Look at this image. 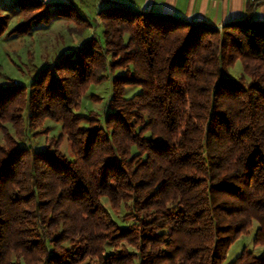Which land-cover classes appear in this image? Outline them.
Segmentation results:
<instances>
[{
	"label": "trees",
	"instance_id": "trees-1",
	"mask_svg": "<svg viewBox=\"0 0 264 264\" xmlns=\"http://www.w3.org/2000/svg\"><path fill=\"white\" fill-rule=\"evenodd\" d=\"M101 1L96 19L40 1L9 31L0 16V37L60 18L101 27L28 86L0 87V264H264L245 248L228 259L253 222L264 246V22L250 8L216 28ZM105 82L103 113L77 114ZM46 119L57 138L24 144Z\"/></svg>",
	"mask_w": 264,
	"mask_h": 264
},
{
	"label": "rangeland",
	"instance_id": "rangeland-1",
	"mask_svg": "<svg viewBox=\"0 0 264 264\" xmlns=\"http://www.w3.org/2000/svg\"><path fill=\"white\" fill-rule=\"evenodd\" d=\"M95 2L96 0H82L79 11L84 17H96L97 12L100 10V6L99 4L96 5L97 3ZM96 6H98L97 9ZM0 16H5V14L0 12ZM26 16V13H23L21 17L17 18H11V16H8L7 31L13 29ZM97 23H99V20H97ZM94 28L95 26L92 25L90 29L81 34L82 26L72 18L70 20H54V22L48 25V27H37L36 29H33L30 34L25 36L9 37L4 34L0 37V87L15 85L28 86L32 77L41 67L47 62L54 60L61 53L69 51L71 48L80 44L86 37L94 33ZM96 30L101 31V27L99 26ZM228 71L230 77L238 78L242 73L240 63L236 62V64ZM110 90L109 82L99 85H90L85 94L82 95L79 107L75 112L77 114L86 115L90 111H94L101 115L104 110V104L110 95ZM138 92L139 88H128L126 97H130ZM92 94L96 97L90 96ZM6 125L10 128L9 124ZM46 129L48 131L46 135L41 134L32 140L26 139L24 144L30 141L35 150L39 151L44 149L49 139H56L60 134L61 124L46 119L38 130L43 131ZM9 130L12 132V129ZM0 140H2L1 134ZM61 149L66 153L68 152V145L65 140L62 142ZM102 203L117 224L120 226H126L130 223V221L124 217V210H121L120 212H112L105 199H102ZM257 227V223L253 222L249 234L240 236L230 247L229 260L238 256L242 248L247 249L257 256L264 254V246L253 244V237ZM111 251V247L107 246L106 252L109 253ZM85 264H89V262L87 261Z\"/></svg>",
	"mask_w": 264,
	"mask_h": 264
},
{
	"label": "crops",
	"instance_id": "crops-1",
	"mask_svg": "<svg viewBox=\"0 0 264 264\" xmlns=\"http://www.w3.org/2000/svg\"><path fill=\"white\" fill-rule=\"evenodd\" d=\"M30 1H40L49 4H72L77 11L82 0H0V12L11 16L21 17L23 9ZM132 9L172 16L193 23H207L222 26L229 22L240 21L251 9L253 20L264 22V0H109ZM96 5L102 7L105 3L96 0ZM98 6H96L97 9ZM95 18V17H94ZM61 19H57L58 21ZM54 22V21H53ZM50 25V24H49ZM37 27H48L38 25ZM36 27V28H37ZM35 28V29H36Z\"/></svg>",
	"mask_w": 264,
	"mask_h": 264
},
{
	"label": "water",
	"instance_id": "water-1",
	"mask_svg": "<svg viewBox=\"0 0 264 264\" xmlns=\"http://www.w3.org/2000/svg\"><path fill=\"white\" fill-rule=\"evenodd\" d=\"M216 28H220V26H216Z\"/></svg>",
	"mask_w": 264,
	"mask_h": 264
}]
</instances>
